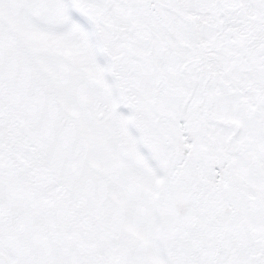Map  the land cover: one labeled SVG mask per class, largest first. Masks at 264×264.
Listing matches in <instances>:
<instances>
[{
	"label": "snow or ice",
	"instance_id": "obj_1",
	"mask_svg": "<svg viewBox=\"0 0 264 264\" xmlns=\"http://www.w3.org/2000/svg\"><path fill=\"white\" fill-rule=\"evenodd\" d=\"M0 264H264V0H0Z\"/></svg>",
	"mask_w": 264,
	"mask_h": 264
}]
</instances>
